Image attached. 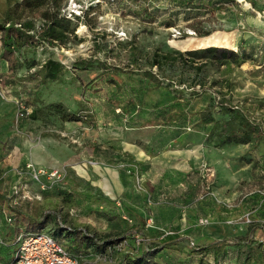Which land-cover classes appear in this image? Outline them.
<instances>
[{
    "label": "rangeland",
    "instance_id": "rangeland-1",
    "mask_svg": "<svg viewBox=\"0 0 264 264\" xmlns=\"http://www.w3.org/2000/svg\"><path fill=\"white\" fill-rule=\"evenodd\" d=\"M238 1L240 8L231 6L229 12L214 14L201 6L184 11L174 0H67L66 10L82 12V15L91 6L98 7L89 12L87 21L81 22L77 31L79 40L72 39L56 47L42 44L24 51L23 60L27 62L35 59L40 65L49 60L63 64L64 70L57 80H42L36 73L40 65L24 68L9 76L10 79L0 76V100L4 101L0 134L32 139L38 145L44 137L50 136L59 145L69 148L64 149L65 156L76 154L80 158L74 162L65 160L64 170H57L55 179L43 176L36 181L33 177L36 166L27 170L22 167L0 170V190L15 209L6 207L7 212L13 215H18L16 211L25 212L36 220L51 214L66 227L80 228L98 239L123 238L126 218L132 219L129 223L132 225L136 223V215L146 221L153 217L152 226L145 225L148 239L179 238L177 245L164 251V258H155L156 264H167L170 259L177 264H258L256 259L248 257V249L242 254L232 249L226 259L196 249L225 234L215 219L217 212L208 202L219 195L214 190L217 172L211 170L207 162L200 164V170L189 171L187 178L183 176L179 183L172 182V170H141L136 161L128 160L130 168L137 165L139 170H123L126 160L120 158V152L125 135L150 138L156 127L151 124L139 130H126L125 127H133L148 117L147 112L146 116H139L144 112L137 108V118L124 114L117 98L109 101L114 87L104 78L107 68L110 72L111 68H118L125 74L129 93L132 87L144 82L142 74L148 66L144 56L158 47L164 51L201 49L209 45L234 50L245 48L258 56L254 57L256 61L246 60L240 66L229 68L208 67L204 81L206 89L210 90H223L226 83H230L233 104L251 106L253 118L264 125V0H253L255 4ZM4 10V0H0V21ZM194 30H214V33L198 37ZM131 42L137 46L141 57L138 65L133 63ZM78 61L84 64L78 65ZM213 81L218 84L212 87ZM10 83L16 87L11 89ZM35 87L38 91L32 97L31 90ZM21 95L33 113L39 110L38 122L33 125L30 124L35 121L33 113L24 120H16V100ZM58 103L69 112L79 114L82 124L72 131L60 127L59 116L52 112ZM93 121H99L101 130L94 128L92 133L87 128L86 124H94ZM166 131L165 139L172 136V129ZM110 137L115 142L112 160L104 154V138ZM89 151L93 157L86 158L84 155L89 156ZM7 152L3 150L2 154ZM245 177H241L242 185L247 183ZM15 186L19 188L18 193H14ZM218 199L221 204L229 203ZM242 220L246 221V217ZM61 242L67 248V243ZM126 244L121 242L117 250L131 251ZM119 262L120 254L108 249L106 256L89 251L80 264Z\"/></svg>",
    "mask_w": 264,
    "mask_h": 264
},
{
    "label": "trees",
    "instance_id": "trees-1",
    "mask_svg": "<svg viewBox=\"0 0 264 264\" xmlns=\"http://www.w3.org/2000/svg\"><path fill=\"white\" fill-rule=\"evenodd\" d=\"M248 1L255 4L253 0ZM174 2L184 11L196 10L201 6L214 14L220 11L229 12L231 6L241 7L238 0H174ZM66 3L67 0H4L5 10L0 21V58L7 61L9 74H16L24 68L40 65L35 59L29 62L23 60L26 49H34L42 44L56 47L67 44L72 39L79 40L77 31L81 22L87 21L89 12L96 10L98 5L91 6L82 17H77L73 21L63 14ZM26 14H31L33 17L30 18ZM38 20L45 23L41 31L36 32ZM31 31L35 33L32 34ZM194 32L198 37H208L214 33V30L205 32L194 30ZM130 51L133 63L138 65L141 57L133 42L130 44ZM144 57L148 65L142 74L144 82L139 83L136 88L132 87L129 93L122 92L126 81L125 74L118 68H111V72L108 68L106 70L105 82H109L114 87L110 100L117 98L124 114H133L132 117L137 118V108H140L144 115L146 111L152 122L154 120L164 127L161 132L162 138H166L164 133L167 129H172V136L167 140L191 128L204 131L208 143H212L215 147L241 144L248 145L251 150L264 152V125L253 118L250 106L233 104L229 90L230 83L227 82L223 90L217 88L210 90V88L206 89L204 81L208 67L221 69L240 66L246 60L256 61L254 57L258 58L257 55L247 52L245 48L234 50L209 45L201 49L193 48L185 51L175 49L164 51L158 47ZM77 64L83 65L84 62L78 61ZM63 70V64L49 60L41 64L36 73L44 81H54L59 78ZM217 84V81H213L211 86ZM200 103L202 108L197 107ZM38 111H34V118H37ZM52 112L63 121L82 120L79 114L69 112L61 103L55 104ZM0 198L5 200L9 209L15 210L7 197L5 199L0 193ZM16 212L22 217L21 224H18L19 234L41 232L51 223L49 227L53 236L58 241L64 240L68 251L82 259L91 250L106 256L107 250L110 249L111 253L120 254L118 264H155L156 257L163 256L167 248L177 245L179 241L174 236H167L160 241L148 239L144 231L146 219L137 215L135 224H129L132 223V219L126 220L127 229L123 238L107 236L98 239L80 228L66 227L51 214H45L41 219L36 220L20 211ZM256 228L257 226L250 227L245 235L233 238L232 242L215 241L196 249L203 250L204 253L214 249L216 257H219L220 254H224L227 246L253 243L252 235ZM128 239H132V242ZM123 241L127 243L125 247L129 246L131 251L117 250ZM248 257L253 258V255L250 253ZM260 257V264H264L263 250Z\"/></svg>",
    "mask_w": 264,
    "mask_h": 264
},
{
    "label": "crops",
    "instance_id": "crops-1",
    "mask_svg": "<svg viewBox=\"0 0 264 264\" xmlns=\"http://www.w3.org/2000/svg\"><path fill=\"white\" fill-rule=\"evenodd\" d=\"M8 70L7 61L0 58L1 79L2 77L10 79L9 76L15 75L9 74ZM9 86L10 88L16 87L11 83ZM127 89V86H123L122 92L124 94L125 92L128 93ZM31 91V95L34 97L38 89L35 87ZM3 105L4 101L0 100V116L4 114L1 108ZM197 107L202 108V104L200 103ZM250 109V113L252 114L254 109L251 106ZM132 115H129V117H132ZM142 115L146 116L144 114ZM36 119L38 118H35V121H31L30 124L33 125V123L38 122ZM59 122L58 125L67 131H72L77 125L82 124L80 121L68 122L61 119ZM93 123L86 124L92 133L94 128L101 130L99 121H93ZM151 124L153 127H156V130L150 138L144 139L138 136L129 138L125 135L124 140L122 139L120 158L126 160V166L123 170H129L130 163L128 160L136 161L141 170H172V182H178L183 180V176L187 178L189 171L200 170L199 167L203 161L207 162L211 170H216L217 172L214 180V183H216L214 190L219 195V198L229 202H222L221 204L218 197L208 199L209 205L217 212L215 218L217 223L225 231L224 235L222 234L217 239H211L209 243L222 240L232 242L233 238L245 235L250 227L257 226L252 235L253 243L227 246L224 254H220L219 257L221 256L226 259L232 249H235L238 254L239 252L242 254L245 249H248L253 255V259H256L258 264H260V254L262 250L264 251V245L261 242L264 239V195L262 194L264 191V152L251 150L248 145L241 144L215 147L212 143H208L204 131L192 130L191 128H188L187 132L167 140L162 138L161 135L162 130L160 129L164 127L159 123H155L154 120L152 122L148 117L143 118L137 125L125 127V129L128 131L139 130ZM104 141V149H106L104 151L105 158L112 160L115 142H113L111 137L108 140L104 138ZM64 149L69 150L67 146L63 144L59 145L50 136L44 137L41 144L38 145L32 139H15L11 138V136L0 134V170H18L19 167L27 170L30 166H36V168L46 167L48 170L56 171L64 170L63 164L65 160H72L74 162V160L80 158L76 154L75 156H73L74 154L65 156ZM3 150H7L8 152L2 154ZM91 152L89 151V156H84L86 158L93 157V153ZM137 165H132L130 170H139ZM94 168H97L95 164ZM210 168L207 170H210ZM244 174H246V177ZM241 177H245L248 184L242 185L240 183ZM0 180L1 185L2 179ZM27 181H29V178ZM177 182L175 183L178 184L179 182ZM0 193L4 198L7 197L1 190ZM7 206L5 200L3 201L0 198V261L4 264L11 263L19 248L18 227L20 225L18 224L22 222V217H19L16 213L13 215L7 212ZM22 213L34 218L30 214ZM243 217H246V221L242 220ZM10 219L11 222H9ZM210 252L215 254L214 249ZM160 257L164 258L165 254L158 258ZM167 264H177V262L173 260L171 262L170 259Z\"/></svg>",
    "mask_w": 264,
    "mask_h": 264
},
{
    "label": "built area",
    "instance_id": "built-area-1",
    "mask_svg": "<svg viewBox=\"0 0 264 264\" xmlns=\"http://www.w3.org/2000/svg\"><path fill=\"white\" fill-rule=\"evenodd\" d=\"M63 14L73 21H75L77 17L83 16L82 12L73 10L67 11L66 8L63 9ZM44 23L45 22L42 20L36 21V32L41 31L44 27ZM31 33L34 34L35 31H31ZM16 105L17 121L24 120L33 113V109L27 106L26 98L23 95L16 100ZM33 170V177L36 181H40L43 176H47L49 179L58 177V171L56 170L48 171L42 167L33 168ZM45 187L46 185H43L42 189H45ZM13 189L14 193L19 192L18 187L15 186ZM262 194L264 195V191ZM9 222H11V219ZM153 223V217L147 219L148 226H152ZM18 242L19 248L9 264H80L82 261V258L72 255L64 244L53 236L51 228L49 227L37 233H20L18 235ZM261 242L264 245V239ZM0 264L4 263L0 261Z\"/></svg>",
    "mask_w": 264,
    "mask_h": 264
}]
</instances>
